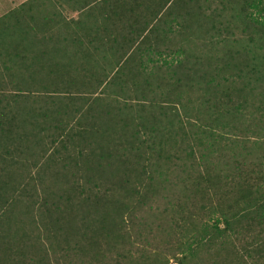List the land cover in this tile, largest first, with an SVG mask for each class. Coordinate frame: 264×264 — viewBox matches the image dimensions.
<instances>
[{
	"label": "trees",
	"instance_id": "16d2710c",
	"mask_svg": "<svg viewBox=\"0 0 264 264\" xmlns=\"http://www.w3.org/2000/svg\"><path fill=\"white\" fill-rule=\"evenodd\" d=\"M91 4H99V10H92ZM176 4L183 10L171 21L175 27L166 34L160 28V38H178L175 52L183 57L165 59L170 66L167 72L160 68V72L130 73L131 69H123L129 57L119 58L111 71L102 72L105 60L85 53L88 62L93 60L92 67L99 65L89 73L104 77L94 85L85 76L78 85L69 70H61L63 62L53 58L55 46L53 65L44 74L51 79L43 85L49 103L28 106L22 98L21 104L8 108L9 102L2 108L0 133L5 137V152L12 140L19 145L34 140L35 147L48 142L47 152L44 147L39 149H44L46 156L48 150L54 154L50 157L52 170L61 176V166L72 163L86 183H40L43 192H35L42 196L36 204L31 195L27 197L32 203L21 202L16 186L0 185V264H20L19 251L21 260L34 264L29 263L36 261L29 254L31 248L44 253L43 262L36 264H53L43 244L18 246L15 226H29L28 221L32 226L40 216L38 226L62 229L64 215L70 217L68 212L79 210L91 212L79 222L85 227L81 235L85 244L101 252L106 249L103 243L118 237L109 247L116 250L115 264L121 263L119 257L126 250L121 241L128 229L135 225L160 227V215H172L179 227L175 252L170 253L177 264H264V0H82L74 11L82 15L97 11L106 22L116 24L125 23L126 16L148 12L164 18L163 13L171 12ZM43 21L38 34L45 37L58 22L48 16ZM151 21L145 22L148 25L140 34ZM72 22L86 28L82 33L71 26V40L64 37L76 46L78 56L77 44L83 43L80 38L91 36L94 28L79 18ZM153 26L148 33L155 31ZM16 30L28 35L35 26L18 25L15 20L6 31L12 34ZM205 39L210 54L187 47ZM36 61L40 59L34 58L35 70ZM7 75L12 76L10 72ZM40 75L37 72L21 79L26 85L29 80H41ZM142 76L144 87L126 84ZM162 83L171 88L164 92ZM25 85L19 87L20 92H28ZM2 102L0 99L4 107ZM78 139L82 145L76 149ZM105 177H109L107 184L102 183ZM94 178L101 182L90 183ZM159 200L166 201L162 210L154 205ZM19 202L30 212L26 223L14 216ZM203 213L210 220H205ZM33 235L23 231L25 238ZM206 251L209 258L205 261ZM83 258L87 260L86 253Z\"/></svg>",
	"mask_w": 264,
	"mask_h": 264
},
{
	"label": "rangeland",
	"instance_id": "374dc122",
	"mask_svg": "<svg viewBox=\"0 0 264 264\" xmlns=\"http://www.w3.org/2000/svg\"><path fill=\"white\" fill-rule=\"evenodd\" d=\"M82 3V0H0V75L1 83H0V99L5 102H2L3 106H0V111L5 109L6 105L10 104L8 108H13L12 105L21 104L19 99L25 98L22 102L23 105H31V104H45L47 101L49 103V99H47L48 95L45 93L46 89H44L43 85H45L46 81H50L51 79L46 78V74L48 73L49 66L53 65L52 62L53 58L55 59L56 56L60 61L63 62V66L61 70L68 71L72 77L77 78V84L80 85L82 79L85 76L90 77L93 81L94 85L99 84V78L102 75L100 74H91L89 73L90 70H95L97 68L96 65L94 67L92 61L88 62L89 59H85L84 56H76V46L68 40H71L72 35H69V32L73 31L71 28L74 27V31H79L84 33L86 30L85 25H79L78 23L72 22L73 19L84 20V16H81L79 12L74 11L76 7H79ZM182 7L178 4L175 6H171V12L168 11L163 13L164 18L158 17L157 20L153 21L154 28L156 31V40L157 44L155 47L154 55L159 56V59H156L155 64L149 63L144 67H135L129 65H124L123 69H131L130 73H135L137 71L143 72H155L159 71L160 68L167 72L170 66L164 62L166 59L167 61H171V59L177 58L178 55L175 52L177 50V46L179 44L178 38H171L169 40H165L166 38H160V35H163V32L160 33V28L162 30L169 31L172 27H175L174 24L171 22L179 16L182 12ZM146 17L151 21L155 18L154 13H146ZM45 15H49V18H55L58 22L56 25H52L51 30L45 34V37L40 36L38 34L39 29L41 26L43 27V18ZM157 16V15H156ZM15 20L17 24H28L30 23L32 26H35L36 33H30L28 35L19 34L16 30L15 33H8L6 30L8 29V25L14 23ZM89 20H91L89 18ZM92 21V20H91ZM68 22V26H64V24ZM55 23V22H54ZM71 23V24H70ZM88 23L86 22V26ZM84 28V29H83ZM19 29V28H18ZM53 32V35L51 33ZM54 32L56 34H54ZM62 33V36H58ZM73 33V32H72ZM153 35V33H152ZM31 36V37H29ZM69 36L67 40L64 37ZM173 39V40H172ZM208 41L200 40L196 44H187L188 48H195L198 49L202 54H210L211 49L207 43ZM248 40L246 43L248 44ZM16 45V46H15ZM186 45V44H185ZM12 46V49H11ZM19 47L20 50L25 49L22 56L23 59H20L18 56L21 54L19 49H14ZM57 47L55 52L53 53L52 58V51L54 47ZM58 47L63 50V52H58ZM137 48H141L139 50L141 52L147 51L148 46H139ZM150 49V51H152ZM49 52V55H46V52ZM12 52H18V55H15ZM160 51L161 54L160 55ZM169 52V55L165 53ZM135 52V51H134ZM153 52V51H152ZM138 53V52H136ZM42 55V56H41ZM206 57L207 55H203ZM38 57L40 62L36 61L35 65L37 69H34V58ZM183 55H179L178 58H182ZM10 58L13 61H8ZM144 58V56H143ZM139 58L136 59V61ZM3 61L8 63L5 66ZM133 58L131 62H134ZM144 62V61H143ZM32 65L30 68L27 65ZM174 64L172 67H176ZM10 66L8 69L6 67ZM42 67L43 70H42ZM94 68V69H93ZM99 68H97L98 70ZM35 71V72H34ZM101 72V69L99 70ZM12 74V78L8 76V73ZM40 73V79L38 81L29 80L28 83L25 85L22 77L28 78L34 76L35 73ZM45 74V75H44ZM132 75V74H131ZM62 76H67L63 74ZM104 76H102L103 78ZM45 78V79H44ZM67 78V77H66ZM160 84V82H157ZM129 87H144L145 81L144 76L139 77L138 81L128 80L126 81ZM154 84H156V80H154ZM25 85V89L28 92H20V86ZM162 90L166 92L171 87L168 86V83H162L161 85ZM38 87V88H36ZM40 87V88H39ZM182 88V87H180ZM18 89V90H17ZM37 90V91H34ZM34 91V92H32ZM14 98L15 100H12ZM46 98V99H45ZM18 99V100H17ZM7 102V103H6ZM21 108V107H20ZM21 111L23 109H20ZM186 114H183L181 117L187 121ZM189 119L193 121L190 116L188 115ZM195 121V120H194ZM5 137L0 133V185H14L16 186V190L20 192L21 202H31V197L27 196H34L35 204L41 201V195L36 196V191L38 190L39 193H42L43 190L40 187V183L45 185L53 184L55 182H61L65 185H76L77 183H86V179L80 178L77 173H79V167L77 168L74 164H68L66 168H62L61 166L60 171H62L63 175H58L55 171L52 170L53 165L51 162V158L53 157V153H45L44 149H39L44 147L46 149L49 148V143L46 142L45 145L41 143H37L38 147L33 146L35 144L34 140L29 141L28 143L20 144L17 141L12 140L8 149V152L4 151L2 147L5 144ZM8 143V142H7ZM48 143V144H47ZM61 143L59 142L58 145ZM56 145V146H58ZM76 149L82 145L81 139L76 141ZM39 149V150H38ZM73 149V148H71ZM67 152V151H66ZM65 152V153H66ZM46 156V157H45ZM58 166V167H59ZM55 168L57 166H54ZM95 177V176H94ZM109 177H105L102 180V183L107 184ZM105 181V182H104ZM88 182V181H87ZM100 183L101 180H97L96 178L92 179L90 183ZM52 198H49L51 200ZM18 203V208L15 210V217H19L18 221L23 220L25 223L29 218L30 212L22 208L23 203ZM155 206L160 205V209L162 210L165 205V200L155 201ZM38 214V212H37ZM41 214V213H39ZM70 215H64L66 218L65 225H62V229L53 228L52 226L48 225L44 227L42 225L38 226L37 223L40 222V216H37L34 225L30 226L32 221H28L24 226L15 228L18 230V237L15 239L17 240L16 244L19 246L23 244H28L32 246H38L43 244L44 246L48 247L49 252V259L53 264H115V249L109 248L111 243L116 242L117 238L116 235L110 237L111 242L109 244L103 243L102 245L106 248L104 251L101 252L99 249H95L96 247L91 248L88 244H85L82 240L85 237H82V232L85 231V227L79 225L80 219L83 215H91L86 210L83 211H76V212H68ZM55 215V214H54ZM59 215V214H58ZM205 216L206 213H203ZM53 216V211L49 215L51 218ZM151 219V217H150ZM205 220H210V217L207 215L205 216ZM41 223V222H40ZM70 223H74L71 224ZM160 227H147V225H135L128 229V234L125 239H122L121 244L125 247V251L121 253L123 257H119L121 261L120 264H177L175 262V258L171 255V252H175L174 246L178 242L179 237V227L176 226L174 222V217L172 215H160ZM58 229L57 231H55ZM32 231L33 238H25L23 236V231ZM93 229H90L92 232ZM26 240V242H25ZM124 240V241H123ZM108 241V237H107ZM79 245L82 248H78ZM52 246L55 248V252L52 251ZM85 247V248H84ZM84 248V249H83ZM88 248H91L90 250ZM164 253L160 256L161 253ZM86 253L87 260L84 258L81 259V256ZM30 256H34L35 262L42 263L43 262V255L44 253L39 248H31L29 250ZM103 254V256H102ZM21 251L18 253V260L20 259V264H26V261L21 260L22 257ZM28 256V257H30ZM5 257V255H4ZM209 258V254L207 251L204 252L203 259L206 261ZM7 261V260H6ZM160 261V262H159ZM33 261H29V263H34ZM163 262V263H162ZM194 262H197V259H194ZM19 264V263H18Z\"/></svg>",
	"mask_w": 264,
	"mask_h": 264
},
{
	"label": "crops",
	"instance_id": "0c3cea01",
	"mask_svg": "<svg viewBox=\"0 0 264 264\" xmlns=\"http://www.w3.org/2000/svg\"><path fill=\"white\" fill-rule=\"evenodd\" d=\"M92 10H99V4H91ZM79 7H76L75 9H78ZM84 14V13H83ZM81 16H86L85 20L87 23H92V27L94 30L92 31L91 36H82L83 43L79 42L77 44V50L78 55L84 56L85 59H88L90 54L91 58H97L102 61L101 66L104 68L102 69V72H109L111 71L113 64L115 61H117L119 58H128L129 62L125 63V65L131 64V66L135 67H144L148 65L149 63L155 64L156 59H159V56L154 55L155 45L158 43L155 39L156 31L148 33L151 26H153V21L157 20L155 17L151 24L148 26V29H146L144 34L141 33V29L143 27H146L145 22L148 21L146 15L147 14H138V15H130L125 17V23H109L106 22L105 17L101 15L97 11H91V13L84 15L80 14ZM49 15H45L44 17L47 18ZM160 16V15H159ZM158 16V17H159ZM79 18V17H78ZM89 18L92 20H89ZM144 22V23H143ZM107 23V25L105 24ZM148 33V34H147ZM153 33V35H152ZM145 35V36H144ZM144 36V37H143ZM156 36V37H155ZM31 37V36H29ZM141 42V43H140ZM140 43V44H139ZM139 44V45H138ZM138 45V46H137ZM148 46L147 51L139 53V46ZM16 46V45H15ZM154 49L150 51V49ZM12 49V46H11ZM14 49H19L17 46ZM80 49V52H79ZM20 50V49H19ZM21 54L18 56L19 58L23 55L25 49L20 50ZM135 51V52H134ZM138 52V53H136ZM18 54V52H14V54ZM144 56V58H143ZM135 60L134 62H131V59ZM139 58L137 61L136 59ZM144 61V62H143ZM140 72H143L142 70Z\"/></svg>",
	"mask_w": 264,
	"mask_h": 264
}]
</instances>
